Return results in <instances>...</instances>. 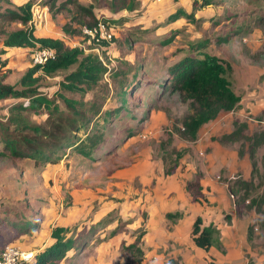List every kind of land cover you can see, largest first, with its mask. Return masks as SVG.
<instances>
[{"label": "rangeland", "instance_id": "1", "mask_svg": "<svg viewBox=\"0 0 264 264\" xmlns=\"http://www.w3.org/2000/svg\"><path fill=\"white\" fill-rule=\"evenodd\" d=\"M10 1L19 4L25 0ZM32 1L31 25L36 36L59 38L69 47H80L84 54H96L106 70L82 92L61 87L64 75L76 64L51 74L37 71L39 90L55 97L61 107L65 104L58 92L102 104L95 119L77 133L80 138H95L96 144L89 154L65 148L58 159L47 162L0 157L4 216L18 222L35 211L42 218L34 232L20 237L15 235L14 225H8L7 231L13 235L10 241L34 254L53 239L54 229H60V233L74 236L75 244L59 264H194L195 259L201 264H229L225 259L229 254L222 253L220 233L213 223L212 251L201 248L194 252L196 248L188 240L191 216L195 219L210 211L196 154L216 145L242 153L254 148L255 183L238 208L255 215L251 236L255 231L263 233L264 211L257 212L255 206L264 210V70L258 74L259 81L247 82L253 77V65L264 67V0H211L207 5H200V0H138L135 9L118 12L106 5L108 0H79L92 5L103 28L94 30L75 22L73 26L81 27L77 34L62 29L69 22L63 13L53 15L43 0ZM195 2L199 4L195 6ZM6 5L0 0V9ZM177 10L184 13L169 17ZM22 26L13 21L9 28ZM226 35L227 40H219ZM194 39L205 40L206 52L230 63V86L235 92L248 91L250 86V92L262 97L258 108L237 107L241 116L234 119L231 130H216L218 124L226 125L228 116H223L210 126L211 131L208 125L206 130L201 127L191 140L179 132L187 103L178 91L164 90L160 81L165 77V62L188 49ZM39 47L6 48L0 38V48L5 49L0 58L12 70L8 82L16 83L33 64L32 53ZM246 69L248 74L242 77ZM259 71L260 67L254 68V76ZM19 100L24 99L0 100V120L9 114L10 104ZM114 107L117 111L107 120L105 110ZM25 114L38 123L47 116L45 110ZM242 125L232 139L221 138ZM218 176L227 184L228 176ZM236 176L243 178L236 172L230 179ZM198 177L201 191L196 200L187 182ZM230 198L234 201L231 193ZM168 212L174 214L167 216ZM202 225L207 224L202 220Z\"/></svg>", "mask_w": 264, "mask_h": 264}, {"label": "trees", "instance_id": "2", "mask_svg": "<svg viewBox=\"0 0 264 264\" xmlns=\"http://www.w3.org/2000/svg\"><path fill=\"white\" fill-rule=\"evenodd\" d=\"M4 1L8 5L0 9L2 44L10 47L51 46L55 50V56L48 58L42 64L34 63L29 66L16 83L7 81L12 70L7 66V61L0 58V100L24 99L10 104L9 114L4 120H0V143L2 144L0 157L11 155L14 158L27 157L47 162L58 159L59 152L65 148L75 147L83 154L91 153V149L96 144L95 138L87 136L80 138L77 133L79 130L85 129L95 119L102 104L83 97L67 96L58 92L65 104L64 107H61L55 97L48 96L39 90L36 73L40 70L43 73L51 74L76 64L75 68L64 75L61 87L82 92L96 83L106 68L96 54H84L80 47H69L59 38L36 36L34 26L31 25L32 0H25L19 4H14L10 0ZM210 3L211 0H200V5ZM43 4L48 6V10L53 15L63 13L69 18V22L62 25L65 32L80 33L81 27L73 26L75 22L88 27L98 24V17L91 4H84L79 0H43ZM198 4L195 2V6ZM106 5L115 12L130 11L137 7L138 0H108ZM180 13H184V11L178 13L177 10L169 17H176ZM13 21L20 22L23 26L10 29L9 26ZM228 38L229 35H226L219 40L225 41ZM167 39L165 38L163 41H167ZM206 45L207 42L202 39L190 41L189 48H186L174 61L168 63L165 77L163 81H160L164 90L178 91L181 100L187 103L181 120L183 127L179 132L183 137L191 140L197 137L199 128L205 122L216 117L221 111L235 108L241 98V95L230 86L228 74L230 63L206 52L204 50ZM4 52L5 49L0 48V53ZM117 73L121 74L123 71L117 70ZM39 110H45L47 113L43 123L33 121L25 114L27 111L37 112ZM116 111L115 107L112 110L109 108L105 110L107 120ZM243 126H235L230 133L223 134L221 138L223 140L232 139L241 132ZM87 142L88 150L85 148ZM239 151L242 153L241 149ZM248 154L251 159L254 154L253 147L248 150ZM252 174L253 164L250 178L244 179L237 176L234 179L225 178L228 189L234 196L237 213H243V211H239L238 204L247 199L249 191L255 183ZM187 187L193 198L198 200V193L201 191L199 177L195 180H188ZM251 205L252 203L249 204L250 207ZM255 210L259 213L264 211L260 205H256ZM4 214V208L0 209V245L2 246L0 254L3 246L12 240L13 235L7 231L8 225H14L15 235H20L29 231L33 232L42 221L41 216H38V212L35 211L26 213L27 217L21 218L18 222L11 218L8 220ZM173 214L168 212L167 216ZM252 225L248 226L249 238L254 227ZM214 231L216 229L212 223L202 225V218L197 215L192 223L191 237L196 245L209 249L214 243ZM52 236V241L36 251L29 264H59L68 251L74 247V236L60 233V229H54Z\"/></svg>", "mask_w": 264, "mask_h": 264}, {"label": "crops", "instance_id": "3", "mask_svg": "<svg viewBox=\"0 0 264 264\" xmlns=\"http://www.w3.org/2000/svg\"><path fill=\"white\" fill-rule=\"evenodd\" d=\"M5 47L9 48L10 46ZM184 50L180 51L179 54H177L172 59L168 60V62H165V67H167L169 62L174 61L176 58H178V56H180V54ZM256 67H260V71L257 72V76H254V68ZM246 68L248 69V66H246ZM247 69L245 72L240 71L242 77L248 74ZM251 69L253 77L250 81L247 82V84L252 81L255 82V80L256 82L259 81L258 74H260L264 70V67L261 68L260 64H256L253 65ZM248 88V91L243 90L242 92H240L241 94L237 92L241 95V98L235 108L228 111L219 112L216 117L205 122L201 127L206 130V125H208V130L211 131L209 128L210 126H213L215 123H217V118L220 122L223 116H228L227 120H225L226 125L223 124L225 125L223 126L218 124L216 126V130L221 127H226L225 130L229 131L232 128L234 119H238L241 116V114H239L240 108H237L238 106L241 107V109H245L246 105L249 106L251 109L258 108L257 101H259L262 96L256 97L253 92H250V86ZM251 94L254 95L251 96ZM252 97L257 98V100ZM252 102H255V105H252ZM212 133L214 132H211V134ZM196 157L200 159V164H202V176H200V183L203 189L205 190V197L207 198V200H209L208 206L210 207V211H203V218H201L203 221H205V224L213 223L217 226L222 243L221 251L222 253L229 254L228 257L225 256L226 261L229 264H249V261L253 264H264V232L260 234L259 231H255L251 238H249L248 236V226L254 220L255 215L251 213H237L234 201H231L230 192L227 187V184L218 180V175L220 173L225 174L226 176L231 178L236 172H239L243 178H250L252 171V163L248 151H243V153H239L236 148H233L231 146L227 147V145H216V147H213L211 149H205L204 151H200L199 154H196ZM183 218L180 219L181 223L179 228H182L181 226H183ZM193 221V216H191L189 225H191ZM189 225L187 226V228H189ZM172 232H174V230ZM21 235L23 234H20L19 237ZM188 235L190 237V239L188 240L190 241V243L193 244V247L196 248L194 252H201L202 249L205 251H212V248L214 249V246L212 245L209 247V249H204L196 245L191 237V229ZM178 237L181 238L182 236L178 234ZM194 264L201 263H199L195 259Z\"/></svg>", "mask_w": 264, "mask_h": 264}, {"label": "built area", "instance_id": "4", "mask_svg": "<svg viewBox=\"0 0 264 264\" xmlns=\"http://www.w3.org/2000/svg\"><path fill=\"white\" fill-rule=\"evenodd\" d=\"M94 30H102L103 24L98 21V24L93 26ZM105 35V34H104ZM110 36V34H108ZM55 56V50L51 46H40L32 53V61L42 64L48 58ZM33 251L21 248V246L9 242L3 246L0 254V264H29L33 258Z\"/></svg>", "mask_w": 264, "mask_h": 264}]
</instances>
